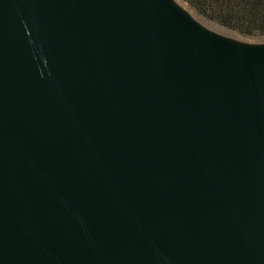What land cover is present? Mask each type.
<instances>
[{
    "label": "water",
    "instance_id": "95a60500",
    "mask_svg": "<svg viewBox=\"0 0 264 264\" xmlns=\"http://www.w3.org/2000/svg\"><path fill=\"white\" fill-rule=\"evenodd\" d=\"M0 264H264V45L0 0Z\"/></svg>",
    "mask_w": 264,
    "mask_h": 264
},
{
    "label": "trees",
    "instance_id": "16d2710c",
    "mask_svg": "<svg viewBox=\"0 0 264 264\" xmlns=\"http://www.w3.org/2000/svg\"><path fill=\"white\" fill-rule=\"evenodd\" d=\"M204 20L245 37H264V0H183Z\"/></svg>",
    "mask_w": 264,
    "mask_h": 264
},
{
    "label": "rangeland",
    "instance_id": "374dc122",
    "mask_svg": "<svg viewBox=\"0 0 264 264\" xmlns=\"http://www.w3.org/2000/svg\"><path fill=\"white\" fill-rule=\"evenodd\" d=\"M175 2L178 1L182 4H184L189 10L190 13L189 15L194 18L195 20H197L199 23H201L206 29H208L209 31L222 36L224 38H227L231 41L240 43V44H244V45H250V46H258V45H264V37H245V36H241L240 34L227 30L219 25H216L214 23L208 22L206 20H204L203 18H201L192 8H190V6L185 3L183 0H174ZM177 3V2H176ZM181 4V5H182ZM186 11V10H185ZM188 12V11H186Z\"/></svg>",
    "mask_w": 264,
    "mask_h": 264
},
{
    "label": "bare ground",
    "instance_id": "6f19581e",
    "mask_svg": "<svg viewBox=\"0 0 264 264\" xmlns=\"http://www.w3.org/2000/svg\"><path fill=\"white\" fill-rule=\"evenodd\" d=\"M176 2L181 8H183L184 10L188 11V13H190V10L184 4H182V3L178 2V1H176Z\"/></svg>",
    "mask_w": 264,
    "mask_h": 264
}]
</instances>
